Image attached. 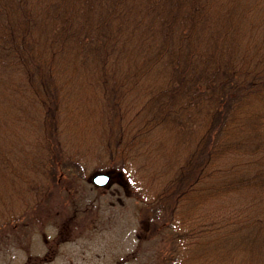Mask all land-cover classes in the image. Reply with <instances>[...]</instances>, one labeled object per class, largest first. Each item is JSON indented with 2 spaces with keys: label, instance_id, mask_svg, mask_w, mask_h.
<instances>
[{
  "label": "trees",
  "instance_id": "trees-1",
  "mask_svg": "<svg viewBox=\"0 0 264 264\" xmlns=\"http://www.w3.org/2000/svg\"><path fill=\"white\" fill-rule=\"evenodd\" d=\"M94 103L100 168L158 170L145 210L201 235L192 263L264 264V0H0L5 232L68 175L67 123Z\"/></svg>",
  "mask_w": 264,
  "mask_h": 264
},
{
  "label": "rangeland",
  "instance_id": "rangeland-1",
  "mask_svg": "<svg viewBox=\"0 0 264 264\" xmlns=\"http://www.w3.org/2000/svg\"><path fill=\"white\" fill-rule=\"evenodd\" d=\"M89 94L80 97H91L92 90ZM99 98L96 92L92 101ZM96 109L101 110L95 103L86 104V110L81 107L77 118L67 123L71 126L68 133L74 136L67 139L75 164L68 167V175L58 186L50 188L46 204L30 213L35 217L22 219L23 225L13 234L5 232L9 225L0 221V264H194L189 259L190 247L201 235L186 233L188 224H166L145 210L142 175L146 174L147 183L152 181L150 195L157 192L158 170L133 176L140 166L137 162L128 171L131 174L112 171L113 178L105 187L93 183L95 173L108 171L99 166L102 117L96 115ZM167 133L159 132L153 138L162 140V150L156 156L167 157L163 153L174 145ZM167 175L168 167H164L163 178ZM15 190L10 188L6 200L15 196ZM6 208L2 205L0 213Z\"/></svg>",
  "mask_w": 264,
  "mask_h": 264
},
{
  "label": "water",
  "instance_id": "water-1",
  "mask_svg": "<svg viewBox=\"0 0 264 264\" xmlns=\"http://www.w3.org/2000/svg\"><path fill=\"white\" fill-rule=\"evenodd\" d=\"M111 177H112V174L109 172H97L92 177V180L97 185L104 186L110 182Z\"/></svg>",
  "mask_w": 264,
  "mask_h": 264
}]
</instances>
